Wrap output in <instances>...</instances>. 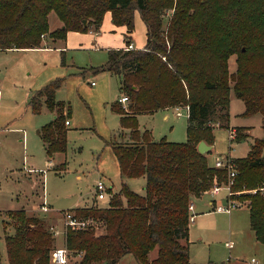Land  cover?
I'll use <instances>...</instances> for the list:
<instances>
[{"label":"trees","instance_id":"obj_1","mask_svg":"<svg viewBox=\"0 0 264 264\" xmlns=\"http://www.w3.org/2000/svg\"><path fill=\"white\" fill-rule=\"evenodd\" d=\"M172 8L163 29L162 15ZM108 11L115 25L126 26L125 44L132 41L136 11L146 26L142 48H109L106 63L90 68L115 74L119 94L128 96L125 105L118 99L112 108L129 141L105 142L122 178L145 177V194L122 181L109 206L70 209L78 219L101 221L103 231L97 233L91 225L68 226L65 247L79 256L75 264H118L129 253L138 264H194L189 205L214 182L228 179L227 169L210 164V150L201 153L198 144L212 145L213 123L229 120L231 90L244 102V116L262 115L264 132V0H0V49L40 48L42 36L49 33L65 39L68 31H98ZM51 12L63 23L54 31L48 22ZM232 55L234 72L229 69ZM63 82L64 78L53 80L29 101L35 113L41 111V97L56 111L40 130L50 157L67 150L66 116L71 108L68 105L66 112V103L56 100ZM185 105L187 140H155L149 129L140 130V113ZM234 161L232 190L247 201L250 226L264 243V134L253 141L246 156ZM64 167L65 163L58 169ZM9 215L16 230L5 236L9 264H53L55 236L47 221L24 209ZM153 250L156 256L150 259Z\"/></svg>","mask_w":264,"mask_h":264},{"label":"rangeland","instance_id":"obj_2","mask_svg":"<svg viewBox=\"0 0 264 264\" xmlns=\"http://www.w3.org/2000/svg\"><path fill=\"white\" fill-rule=\"evenodd\" d=\"M172 11L173 8L163 13V29H166ZM136 17L142 22L138 11ZM60 21L51 12L50 17L48 15L50 30L61 28ZM138 31L137 39L145 41V26L142 24ZM54 41L61 43L64 39L49 33L42 36L40 48L0 49V264H9L5 236L16 232L9 215L12 210L26 209L28 214L42 216L52 227L57 248L65 247L64 232L68 226L64 215L47 216L36 210L37 203L44 201L55 209L64 210L78 204L107 207L113 194L120 190L122 180L131 189L145 194V177L122 178L116 156L105 142L114 139L129 141L128 135L122 133L119 114L112 108L122 96L118 77L109 71L96 73L90 69L106 63L109 48L97 44V47L87 45L83 49H57L52 45ZM63 59L65 64H62ZM236 67V56L232 55L229 58L230 72ZM83 68L88 70L85 74L80 73ZM57 78H64V82L56 90V100L66 103V112L68 105L71 108L66 116L69 121L66 126L67 150L49 159L39 131L54 119L56 111L48 109L44 97H41V111L35 113L29 101L37 90ZM229 100V120L213 123L214 143L212 151L207 153L212 165L217 158L226 155L233 159L246 156L253 141L264 134L261 114L244 116L245 104L233 90ZM180 108L181 116H177L174 109L140 113L139 126L148 128L156 140L185 141L188 114L184 107ZM165 113L169 118H164ZM222 123L228 126L223 127ZM231 130L236 133L234 139L230 137ZM62 162H65V169L58 170L57 165ZM29 165L41 169V173L28 172L25 168ZM100 179L111 189L105 191L104 199L97 198L96 184ZM227 181L214 182L208 192L213 193L217 184L221 187L218 192L224 191L227 195ZM239 194V191H233L230 195L238 203L231 212H213L211 209V213L200 214L194 223L191 221V261L196 264H242L240 259L249 261L254 258L262 262L264 248L260 246L264 247V244L257 242L250 226L248 203ZM219 198L220 195L215 196L216 204L225 202ZM80 220L85 221L86 226L95 227L97 233L103 231L101 221ZM228 242H232L233 248H229ZM255 243L260 246L256 248ZM237 254L242 256L237 257ZM155 256L156 251H151L150 259ZM78 259L79 256L69 255L67 264H75ZM119 264L138 262L129 253Z\"/></svg>","mask_w":264,"mask_h":264},{"label":"crops","instance_id":"obj_3","mask_svg":"<svg viewBox=\"0 0 264 264\" xmlns=\"http://www.w3.org/2000/svg\"><path fill=\"white\" fill-rule=\"evenodd\" d=\"M50 15H51V13L49 14V17H50ZM142 24H143V26H145L143 20L141 22L138 19V17H136V14H135V29L131 33V36H130L131 40H132L131 42L133 43L135 48H142L145 45V43H146V40L145 41L138 40L137 37H136V34H137L136 32H139L138 29L139 28L141 29ZM60 26L62 27L63 23H61ZM126 31H127L126 26H124V25L118 26V25H115L112 22L111 12L108 11V12L105 13L102 25L100 26V29L97 32H94L93 30H90L88 32L68 31L64 41H62L61 43L54 41V44H52V45H54L55 48H57V49H65V48H68V47L69 48H75V49H83V48H86L87 45H89V46L91 45V46L97 47V44H99V45L105 44L106 47H108V48H123L125 46V34H126ZM145 32H146V26H145ZM146 38H147V35H146ZM47 47L48 48H52V46L49 47L48 45H47ZM178 107L180 108V106H178ZM176 108L177 107H167V108H163V109H159V110L167 111L169 109H174L175 110V114L177 115V113H176L177 109ZM156 111H158V110H156ZM156 111H154V112H156ZM154 112H150V113L152 114ZM177 116H181V115H177ZM164 118H169V115L167 113H165L164 114ZM67 125H69V123L66 124V126ZM144 129H148V128H146V127L143 128V129L140 128V130H144ZM39 136H40V131H39ZM40 138H41V136H40ZM41 140L43 142V147H44L45 153H46V148H45L44 141H43L42 138H41ZM212 148H213V144L211 145L210 151H212ZM57 153H65V152H57ZM46 155H47V153H46ZM53 156L52 157L48 156V158L52 159ZM225 157H227V155L224 156V158ZM63 163H65V162L60 163V165L63 164ZM60 165L59 166L57 165V168L60 167ZM118 166H119V164H118ZM25 169L28 172H37L38 171V173H41V169H37L36 167H31V165H29ZM63 169H65V167ZM63 169H61V170H63ZM100 180H102V179H100ZM122 181H124V180H122ZM32 184L34 186H36V183L32 182ZM107 189L109 190L110 188H108L107 185H106V191H107ZM218 195H220L221 198H219V199L221 201L222 200H226V198H227L226 197V192H224V191L223 192L220 191L218 193H212V192L206 191V192L202 193L199 196L193 197V199H192L193 208H192V210H190L191 216H193V220H192L193 223L195 221V217L199 216L200 214L211 213L212 211L216 212L213 208H214V203L217 202V199H215V196H218ZM104 198H105V195H104L103 198H99V199H104ZM43 204L46 205L47 210H42L40 208V206L43 205ZM93 205H96V204H93ZM85 206H92V205H85ZM85 206H81L80 204H78V205H75V206H73V207H71V208H69L67 210H70V209H73V208H76V207H85ZM204 207H206V208L204 209ZM211 209H212V211H211ZM24 210L25 211H29V210H26V209H24ZM36 210L37 211H42V213L47 214V216H50V214H57V215L58 214H62V215H64V213L67 211V210H64V209H55L52 206L47 205L46 202H44V201L43 202H39V203L36 204ZM51 216H53V215H51ZM190 228H191V224H190ZM254 236H255V233H254ZM255 238H256V236H255ZM256 240H257V238H256ZM257 242H259L260 244H264V243H262V242H260L258 240H257ZM254 246H256V248H257V246H260V245H257L255 243ZM229 248H233V246L229 247ZM260 248H264L263 245H261ZM239 256H242V255L241 254H237V257H239ZM240 261L243 264L245 261H248V260L247 259H240ZM192 263L196 264L193 261H192ZM254 264H264V256L262 258V262L258 261L257 263H254Z\"/></svg>","mask_w":264,"mask_h":264},{"label":"built area","instance_id":"obj_4","mask_svg":"<svg viewBox=\"0 0 264 264\" xmlns=\"http://www.w3.org/2000/svg\"><path fill=\"white\" fill-rule=\"evenodd\" d=\"M124 48L131 50V49H134L135 47H134L132 42H129V43L125 44ZM92 84H94V82H92ZM119 100L121 103H127L128 96L122 95L119 98ZM182 107H184L187 111V114H189V106L185 105ZM176 109H177L176 110L177 115H182L180 112L181 108L177 107ZM68 123H69V121L66 120V124H68ZM229 132H230L231 139H234L235 135H236L235 131L231 130ZM214 166L218 167V168H226L227 169L228 181H227V186H226V188H227L226 197L227 198H226L225 202H219L218 204L214 203L213 209L216 211H220V212H231V210L233 208L238 207L237 206L238 203L236 202V200H233L230 196L233 194V191L230 189V187L232 186L234 179H235V176L237 174L236 163L232 157L227 156L225 158H217L215 163H214ZM220 189H221V187L219 185H217V184L214 185L213 193H217ZM105 191H106V185H105L104 181L99 180L96 184L97 197L103 198L105 195ZM40 208L42 210H47V207L45 204L41 205ZM192 208H193V205L191 203L189 205V210H192ZM64 219H65L64 222H65L66 226H70L72 228L86 227V222L74 217L70 211L64 213ZM192 220H193V216H191V221ZM227 245L229 247H231L232 242H228ZM69 255H70L69 251L66 247H57L54 250H52V252H51V262L53 264H67ZM257 262L258 261L256 259L252 258L249 261H245L244 264H254Z\"/></svg>","mask_w":264,"mask_h":264},{"label":"water","instance_id":"obj_5","mask_svg":"<svg viewBox=\"0 0 264 264\" xmlns=\"http://www.w3.org/2000/svg\"><path fill=\"white\" fill-rule=\"evenodd\" d=\"M87 24V20L84 19V25ZM211 149V145L207 144L205 141H200V143L198 144V150L201 153H206ZM201 264H206V263H201Z\"/></svg>","mask_w":264,"mask_h":264}]
</instances>
